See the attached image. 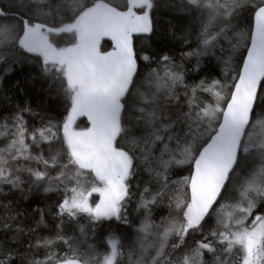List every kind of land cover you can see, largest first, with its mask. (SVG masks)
I'll list each match as a JSON object with an SVG mask.
<instances>
[{"label": "snow or ice", "instance_id": "snow-or-ice-1", "mask_svg": "<svg viewBox=\"0 0 264 264\" xmlns=\"http://www.w3.org/2000/svg\"><path fill=\"white\" fill-rule=\"evenodd\" d=\"M185 2L198 42L185 56L224 51L225 43L229 53L244 47L247 55L235 68L230 54L224 60L226 71L235 73L226 76L230 83L201 79L188 85L183 64L136 49L134 38L156 31L155 0H28L0 7V63L14 67L22 63L18 53L33 54L39 69L30 82L61 99L65 109L57 119L23 100L13 103L27 94V85L17 81L9 96L0 74V137L6 141L0 147V196L8 195L4 186L19 190L21 200L34 190L58 194L56 235L37 238L35 245L23 244L25 229L9 223L23 218V211L0 203L6 213L0 230L15 233L12 247L0 240V264H121L124 255L129 264H189L180 250L196 235L201 239L190 255L197 261L219 251L226 258L217 257L216 264H264V0ZM65 35L69 39L61 41ZM189 35L182 37L185 44ZM105 37L114 41L112 51L101 52ZM199 70L197 63L193 71ZM35 117L39 126L30 123ZM80 117L90 126L80 129ZM184 165L189 175L173 180L172 169ZM141 171L148 180L133 191ZM228 198L234 203L226 204ZM133 202L138 215L129 220ZM160 206L168 216L157 225L152 217ZM226 207L232 211L225 215ZM34 211L36 226H47L45 210ZM84 219L93 237L119 221L129 230L127 245L113 234L106 238V254L93 245L82 251L64 229L73 225L83 237ZM213 219L215 227L205 231ZM59 244L65 250H51ZM33 247L46 250L43 259L27 258Z\"/></svg>", "mask_w": 264, "mask_h": 264}, {"label": "trees", "instance_id": "trees-1", "mask_svg": "<svg viewBox=\"0 0 264 264\" xmlns=\"http://www.w3.org/2000/svg\"><path fill=\"white\" fill-rule=\"evenodd\" d=\"M27 2L28 0H20V1L0 0V7H4L7 9L11 7L13 4H23ZM117 2H122V0H117ZM155 3L157 7L153 11V17H154L153 23L155 25L156 31L153 35H151L150 38H145L143 36L135 38L136 49L138 51L144 49L149 54H155L153 56L154 59L157 58L158 55L166 54L171 56L177 64H183L184 68L186 69L185 83L188 85L199 83L201 79L206 81H211L212 79H219V80H223L224 83H230V81L226 80V76L234 75L235 73L232 71H226V66L224 62H219L217 64L216 60L215 61L214 59L212 60L211 58L213 57L212 55H206L201 59L195 56L184 55V53L188 51H193L194 49L198 48V42L195 39L196 31L193 22L190 16L185 11H183V9L186 8L185 0H155ZM44 10L47 11V9ZM240 27L246 28L247 25L242 24ZM189 33L190 35H189V43H188L189 45H188L183 42L182 37H184L186 34ZM60 39L61 41H66L69 39V37L65 35ZM60 46H63V43H61ZM110 48H112V43L110 41H104L102 44V50L105 51ZM227 52H225L224 58H226L227 60L229 58V54L231 55V62L233 68H235L240 63L241 59L244 58L246 54L244 47L242 48L240 47L235 52H231V53L229 52L227 53ZM17 57L20 61H22V63L17 64L14 67H8L5 64L0 63V74H4L6 76L4 89L5 91L8 92L9 96H11L13 94V91H15V86L17 81H20L21 87H24L25 84L27 85V94L25 95L24 92L19 93L14 99L13 103L20 104L21 101L23 100L25 103H28L36 113L54 116L57 119H60L65 114V109L62 100L56 98L55 96L50 97L48 95L47 90L42 88L41 84L37 83L33 85L30 82L31 77H34L39 69V65L36 64L33 58V54L20 52L17 54ZM197 63H199L200 66V70L198 72L193 71ZM154 66L155 65H153V67ZM141 68L142 70L145 71L147 70L144 68L143 64H141ZM178 93L181 96L183 95L182 87L178 88ZM201 98L204 99L206 102H210V98L207 95H204ZM3 107H4L3 102L0 101V108ZM8 107H11V105H9ZM257 111L259 112L260 110L258 109ZM3 114L5 116L8 115L7 108H4ZM25 119L29 120V117L25 116ZM30 123H35L36 126H39V118L35 117L31 119ZM76 123L80 129L89 127V122L84 117H80ZM5 143L6 141H4L2 137H0V147H3ZM188 167L189 166L187 165L174 167L171 173L172 179L176 180V179H180L182 176L189 175ZM23 174L21 175V179L25 181V186H27V182H28L27 178L29 177L27 173H23ZM52 174L55 175L54 172ZM147 180H148V174L146 172L141 171L140 175L134 178L133 180V184H134L133 191H135V185H140L142 188ZM4 192L8 193V195L7 197L0 196V203L8 204L9 202H11L13 208H19L23 211V213L25 212L23 218L18 219L16 221H9V223L13 224V227H16L18 225L19 227L25 229V234L22 237V243L26 245L29 241L31 242L33 241L32 244L35 245L37 238H40L42 236L49 238L55 237L56 224L58 223V221L54 220L55 209L53 208V204L55 205L57 203L56 201V199L58 200L57 193L49 192L45 194L42 190L39 192H36L34 190L33 195L29 199L21 200L20 199L21 194L19 190H13L11 193H9V186H4ZM40 192L44 194L42 193L40 194ZM2 197L4 198L5 201L3 200ZM95 198L96 197L94 195L92 199L94 200ZM226 201L232 204L233 199L228 198L226 199ZM134 204L135 202L129 205V220H134L138 215L135 211H133V208L135 206ZM37 207L45 210L46 212L45 221L47 226H43V225H41L40 227L36 226V221L39 220V215L34 211V209ZM0 210H1L0 218H3L6 215V213L3 208H0ZM167 216H168V209L165 206H160L154 209L152 218L155 221V223L159 225L161 219ZM80 223L85 227L86 230L85 236L81 237L79 229H77V227L75 226L73 227V225L66 226L64 229V234L67 236L74 237V239L78 241L77 245H79L80 249L82 248V251L85 252L86 250L88 251V245H93L94 243L96 250L97 247L98 250L101 248V250L99 251L97 250L98 252L101 251H102L101 253L108 252L109 248L106 244V238L109 235H113V233L116 237H120L122 241L125 243V245H127V241L124 240V237L129 230L119 221L113 220L111 222L106 223L100 229L101 232L99 231V233L95 237L87 233L86 219L81 220ZM136 226L137 227L139 226L138 222ZM214 227H215V220L213 219L212 221L209 222L208 225L205 226V231ZM0 229H2V226H0ZM27 229H35V231L31 234V236H29L27 234ZM10 235L12 237L13 235H15V233L9 231L6 234L2 230H0V240L5 241V243L9 247H12L13 245L9 243ZM150 238L153 239L154 236H150ZM172 239L173 238L171 237L169 243L172 242ZM199 239H201L199 235L188 237V239H186L187 247L182 248L180 250V253H184V254L185 253L188 254V252L190 253V251L195 248L194 241ZM64 248H65L64 245L59 244L58 246L54 247L51 250L57 253H61L63 250H65ZM103 248H105V252H103L104 251ZM22 249L23 248H21V251H24V249L23 250ZM122 251L127 252L128 251L127 247H125ZM180 253H177V255H180ZM45 254H46L45 249L33 247L31 253L29 252L27 254V258L29 260L43 259ZM126 256L127 255L118 257L119 261H120L119 258H122L123 262L120 261L121 264L124 263L129 264V261H127L128 259L126 258ZM16 264H19V261H17Z\"/></svg>", "mask_w": 264, "mask_h": 264}, {"label": "rangeland", "instance_id": "rangeland-1", "mask_svg": "<svg viewBox=\"0 0 264 264\" xmlns=\"http://www.w3.org/2000/svg\"><path fill=\"white\" fill-rule=\"evenodd\" d=\"M243 46H241V48H242ZM228 50H227V44L225 43V50L224 51H221L219 48H217V49H214V50H212V51H210L207 55H212L213 57H211L212 58V60L214 59V61L216 60V62H217V64L219 63V62H224V60H226V58H224L225 56V52H227ZM228 53V52H227ZM204 56H206V55H203V56H195V57H197V58H199V59H201L202 57H204ZM223 56V57H222ZM222 61H221V60ZM232 63V62H231ZM219 80V79H218ZM221 82L222 83H224L223 82V80H221ZM223 94V93H222ZM92 199V198H91ZM225 203L226 204H230V203H228V201H225ZM232 203H234V200H233V202ZM224 214L226 215L228 212H230V211H232V209L231 208H225L224 210ZM170 238L171 237H169V240H170ZM153 240H155V237L153 238V239H151L150 237H149V241L150 242H154ZM149 252H152V249H149ZM191 253V252H190ZM190 253H188V254H186V255H188L189 256V264H193V261H195V264H215L216 262V260H217V257L220 259V260H223V259H225L226 257H224L223 255H221L220 253H219V251L215 254V255H213L212 253H207V252H205V253H203V258H201L200 257V259L197 261L196 260V258L195 257H191V255H190ZM106 254V253H105ZM208 254V255H207ZM211 255V256H210ZM214 256V257H213ZM222 256V257H221ZM127 257V259H128V256H126ZM139 256H136V257H133V259H139L138 258ZM210 257H211V259H210ZM120 259V261L122 262V258H119ZM210 260V261H209ZM213 260V261H212Z\"/></svg>", "mask_w": 264, "mask_h": 264}, {"label": "bare ground", "instance_id": "bare-ground-1", "mask_svg": "<svg viewBox=\"0 0 264 264\" xmlns=\"http://www.w3.org/2000/svg\"><path fill=\"white\" fill-rule=\"evenodd\" d=\"M16 1V0H15ZM20 1V0H19ZM9 3V2H8ZM191 42V41H190ZM189 45V44H188ZM192 46V45H191ZM195 47V46H194ZM196 48V47H195ZM246 55V54H245ZM225 56V55H224ZM223 57V56H222ZM221 60V59H220ZM222 61V60H221ZM23 176H24V174H23ZM25 178V177H24ZM27 178V177H26ZM27 179H29V178H27ZM26 179V180H27ZM139 183V182H138ZM6 188V187H5ZM8 188V187H7ZM9 193H11V192H9ZM42 192H40V194H41ZM42 194H44V193H42ZM46 194V193H45ZM13 197V196H12ZM49 197V196H48ZM3 198V197H2ZM1 198V199H2ZM55 199H56V197H55ZM3 200H4V198H3ZM2 200V201H3ZM5 201V200H4ZM31 201V200H30ZM56 201H57V199H56ZM48 203V202H47ZM50 203V202H49ZM134 203V202H133ZM131 204V203H130ZM129 204V205H130ZM54 205V204H53ZM135 205V204H134ZM27 207V206H26ZM33 207V206H32ZM162 208V207H161ZM1 211V210H0ZM167 212V211H166ZM25 213V212H24ZM53 213H54V211H53ZM161 215V214H160ZM159 218H161V217H159ZM27 222V221H26ZM86 223V222H85ZM50 224V223H49ZM56 224V223H55ZM15 226V225H14ZM74 227V226H73ZM108 227V226H107ZM110 228V227H109ZM108 228V229H109ZM78 229V228H77ZM114 229V228H113ZM28 230V229H27ZM112 230V229H111ZM116 230V229H115ZM117 231V230H116ZM38 232V231H37ZM75 232V231H74ZM101 232V231H100ZM56 233V232H55ZM66 233V232H65ZM78 233V232H77ZM7 234V233H6ZM111 234V233H110ZM114 234V233H113ZM103 235H104V233H103ZM102 235V236H103ZM109 235V234H108ZM118 235V234H117ZM31 236V235H30ZM32 236H34V235H32ZM110 236V235H109ZM10 237H11V235H10ZM43 237V236H42ZM188 239V238H187ZM93 240V239H92ZM79 241H80V239H79ZM154 241V240H153ZM33 242V241H32ZM78 242V241H77ZM102 243H104V242H102ZM24 244V243H23ZM81 244V243H80ZM99 245H100V243H99ZM195 245V244H194ZM79 246V245H78ZM93 246H94V243H93ZM104 247V246H103ZM65 249V248H64ZM23 250V249H22ZM81 250H82V248H81ZM97 250H98V247H97ZM99 250H101V248L99 249ZM98 250V251H99ZM103 252H105V248H103ZM189 250V249H188ZM191 250V249H190ZM44 251V250H43ZM86 252H87V250H86ZM102 252V251H101ZM184 252H186V251H184ZM191 252V251H190ZM31 253V252H30ZM107 253V252H106ZM189 253V252H188ZM208 253V252H207ZM220 253V252H219ZM186 254V253H185ZM208 255V254H207ZM217 255V254H216ZM39 256V255H38ZM211 256V255H210ZM192 257V256H191ZM214 257V256H213ZM222 257V256H221ZM127 258V257H126ZM139 258V257H138ZM201 258H203V256L201 257ZM136 259V258H135ZM210 259H211V257H210ZM128 261V260H127ZM210 261V260H209ZM213 261V260H212ZM123 262V261H122ZM216 262V261H215ZM124 264H126V263H124ZM216 264V263H215Z\"/></svg>", "mask_w": 264, "mask_h": 264}, {"label": "water", "instance_id": "water-1", "mask_svg": "<svg viewBox=\"0 0 264 264\" xmlns=\"http://www.w3.org/2000/svg\"><path fill=\"white\" fill-rule=\"evenodd\" d=\"M134 40H135V38H134ZM104 41H110V42L112 43V48L103 51V50H102V44H103ZM113 47H114V41H112V40H111L110 38H108V37H105V38L102 39L101 42H100V50H101V52L112 51ZM246 55H247V53H246ZM246 55H245V57H246ZM89 126H90V125H89Z\"/></svg>", "mask_w": 264, "mask_h": 264}]
</instances>
